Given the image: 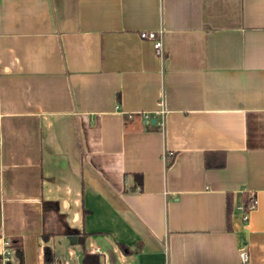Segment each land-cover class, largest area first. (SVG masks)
<instances>
[{
	"label": "crops",
	"instance_id": "0c3cea01",
	"mask_svg": "<svg viewBox=\"0 0 264 264\" xmlns=\"http://www.w3.org/2000/svg\"><path fill=\"white\" fill-rule=\"evenodd\" d=\"M46 245L264 264V0H0V254Z\"/></svg>",
	"mask_w": 264,
	"mask_h": 264
},
{
	"label": "trees",
	"instance_id": "16d2710c",
	"mask_svg": "<svg viewBox=\"0 0 264 264\" xmlns=\"http://www.w3.org/2000/svg\"><path fill=\"white\" fill-rule=\"evenodd\" d=\"M170 161L166 162L165 165H168ZM204 164L207 167L210 166H222L223 163V158L221 157L219 160H215L212 162L211 159H209V151H205L204 154ZM226 205H225V211H226V219H228L229 216V195L226 193ZM250 202V199L244 198L242 205L244 208L248 205ZM46 235V234H45ZM47 236V235H46ZM46 236L44 238L46 239ZM119 246L126 251H130L127 246H123L122 244H119ZM42 261L43 264H58V261L56 260L54 252L51 250V248L48 247V245L43 246V253H42ZM82 263L84 264H98L97 263V255L94 253H89L86 250H82Z\"/></svg>",
	"mask_w": 264,
	"mask_h": 264
},
{
	"label": "built area",
	"instance_id": "2783aa9c",
	"mask_svg": "<svg viewBox=\"0 0 264 264\" xmlns=\"http://www.w3.org/2000/svg\"><path fill=\"white\" fill-rule=\"evenodd\" d=\"M138 36L140 38L147 39L151 42L152 47H153V52L155 54H157L158 56L163 55V37H162V29L161 28L151 29V30H141L138 32ZM156 112L161 114V113H163V109L159 106V108L156 110ZM255 202H256L255 198L252 197L250 199V202L248 203V205L245 208L241 203H239L237 205V207L241 208L242 211H244L243 217L247 216V213L254 207ZM4 243L6 244L7 242L5 241ZM8 253H9V251L7 249H4L1 252L0 264H6V262L8 261ZM241 256H242V258L245 259V254L243 252L241 253ZM58 264H74V263L62 261V262H58Z\"/></svg>",
	"mask_w": 264,
	"mask_h": 264
},
{
	"label": "water",
	"instance_id": "95a60500",
	"mask_svg": "<svg viewBox=\"0 0 264 264\" xmlns=\"http://www.w3.org/2000/svg\"><path fill=\"white\" fill-rule=\"evenodd\" d=\"M71 237H73V236H71Z\"/></svg>",
	"mask_w": 264,
	"mask_h": 264
}]
</instances>
